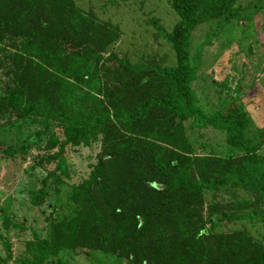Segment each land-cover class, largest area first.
Masks as SVG:
<instances>
[{
	"label": "trees",
	"instance_id": "1",
	"mask_svg": "<svg viewBox=\"0 0 264 264\" xmlns=\"http://www.w3.org/2000/svg\"><path fill=\"white\" fill-rule=\"evenodd\" d=\"M169 1L179 21L170 32L155 27L175 65L160 68L104 57L119 29L75 0H0V132L52 121L63 136L49 177L57 185L67 172L65 147L102 144L89 178L72 190L71 217L51 223L50 241L36 245L45 259L85 249L131 264H264L263 244L243 232L218 233L227 216L217 205L204 208L205 192L228 187L264 200V139L249 137L242 105L208 112L199 104L193 84L204 45L193 57L191 37L202 23L201 0ZM232 1L223 0L226 12L207 44L244 20ZM186 122L224 133L238 155L195 156ZM57 142L53 136L48 147Z\"/></svg>",
	"mask_w": 264,
	"mask_h": 264
},
{
	"label": "rangeland",
	"instance_id": "2",
	"mask_svg": "<svg viewBox=\"0 0 264 264\" xmlns=\"http://www.w3.org/2000/svg\"><path fill=\"white\" fill-rule=\"evenodd\" d=\"M80 8L98 20L117 27L120 39L104 54H115L133 64L171 68L175 54L158 33L155 22L170 32L179 21L169 0H75ZM243 21L233 20L207 44L225 14L223 0H201L202 23L192 34L195 57L201 45L200 68L193 89L199 104L208 112L228 105H242L251 119L248 135L264 139V0H233ZM185 123L195 156L238 155L227 146L225 134L207 128L195 130ZM262 135V136H260ZM38 136V138L36 137ZM53 136L58 142L48 147ZM36 138L33 143L27 142ZM63 136L51 121L28 120L0 132V264H131L101 252L77 249L44 258L36 245L50 241V224L71 217L72 190L86 181L98 163L101 141L90 146H67L62 153L67 172L63 183L49 180L55 170L52 157L60 152ZM14 150L5 157V149ZM264 155V149L261 152ZM47 191L46 194H41ZM44 196V197H42ZM219 206L227 220L218 233L243 232L264 245V200L241 189L228 187L205 192L204 208ZM11 222L5 226L6 220ZM38 239V240H37ZM32 243L35 246H30ZM12 261H7L8 250Z\"/></svg>",
	"mask_w": 264,
	"mask_h": 264
}]
</instances>
